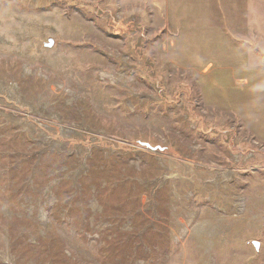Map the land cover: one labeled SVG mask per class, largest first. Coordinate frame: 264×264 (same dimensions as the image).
<instances>
[{"label":"rangeland","instance_id":"1","mask_svg":"<svg viewBox=\"0 0 264 264\" xmlns=\"http://www.w3.org/2000/svg\"><path fill=\"white\" fill-rule=\"evenodd\" d=\"M126 1L0 0V264H264V0Z\"/></svg>","mask_w":264,"mask_h":264},{"label":"trees","instance_id":"2","mask_svg":"<svg viewBox=\"0 0 264 264\" xmlns=\"http://www.w3.org/2000/svg\"><path fill=\"white\" fill-rule=\"evenodd\" d=\"M168 149L169 148H167V147H160V148H158L157 150L158 151H161V152H166V151H168ZM112 185H110V184H108L103 190H101L102 191V193L104 194V193H107V194H110V188H112L111 187ZM139 186V185H138ZM139 190H137L136 192H135V208H134V210H137L138 208H140L141 207V205H142V198L143 197H149L150 198V189H145L144 187H142V186H139ZM124 199H125V196L123 197ZM104 202V201H103ZM100 203H101V205L103 206V207H105L104 206V204L102 203V201H101V198H100ZM132 213H133V210H132ZM137 216H140V215H137ZM159 236H157V238H158ZM106 243H107V248L108 249H111V250H115V249H117V248H115V247H113L112 246V244L111 243H115V245H116V247L119 245V241H116V239H114V240H112L111 242H107L106 241ZM116 243H118V244H116ZM53 251L55 252L54 254H56V250L55 249H53ZM61 254H62V256H64L63 255V253L61 252ZM139 256V255H138Z\"/></svg>","mask_w":264,"mask_h":264},{"label":"crops","instance_id":"3","mask_svg":"<svg viewBox=\"0 0 264 264\" xmlns=\"http://www.w3.org/2000/svg\"><path fill=\"white\" fill-rule=\"evenodd\" d=\"M123 1H125V3H127L126 0H123ZM129 1H130V5L132 6V8H134L137 11H139L140 7H142V8L145 7L146 8V6H148L150 4H153L155 6L156 5H158V6L160 5L161 6L160 0L159 1L158 0H142V3H138L136 0H129ZM163 6H164L163 18H164V22L166 23L167 22L166 15L168 13V10H167V0H164ZM204 9L205 8H201V13H203V14H204ZM207 13H208V9H207L206 14ZM182 20H181V22H183ZM203 20L206 21L205 19H203ZM209 71H210L209 69L207 70V68H205L204 70L201 71V73H209Z\"/></svg>","mask_w":264,"mask_h":264},{"label":"water","instance_id":"4","mask_svg":"<svg viewBox=\"0 0 264 264\" xmlns=\"http://www.w3.org/2000/svg\"><path fill=\"white\" fill-rule=\"evenodd\" d=\"M53 44H54L53 40H52L51 38H49V39L47 40V42L44 43V47H46V48H50V47L53 46ZM142 144H143L145 147L150 148L151 150H157L158 148H160L159 146L152 147V146H150V145L147 144V143H142ZM253 245H254L255 248L257 249L256 242H253Z\"/></svg>","mask_w":264,"mask_h":264}]
</instances>
